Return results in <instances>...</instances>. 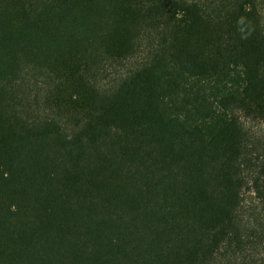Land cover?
<instances>
[{
    "label": "trees",
    "instance_id": "trees-1",
    "mask_svg": "<svg viewBox=\"0 0 264 264\" xmlns=\"http://www.w3.org/2000/svg\"><path fill=\"white\" fill-rule=\"evenodd\" d=\"M0 264H264V0H0Z\"/></svg>",
    "mask_w": 264,
    "mask_h": 264
}]
</instances>
